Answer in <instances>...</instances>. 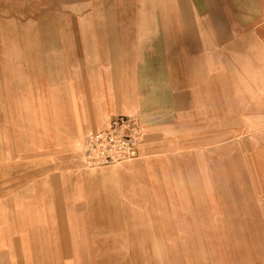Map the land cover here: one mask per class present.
I'll return each mask as SVG.
<instances>
[{
    "label": "crops",
    "instance_id": "1",
    "mask_svg": "<svg viewBox=\"0 0 264 264\" xmlns=\"http://www.w3.org/2000/svg\"><path fill=\"white\" fill-rule=\"evenodd\" d=\"M117 117L137 157L87 167ZM205 230L264 264V0H0V264H137Z\"/></svg>",
    "mask_w": 264,
    "mask_h": 264
},
{
    "label": "rangeland",
    "instance_id": "2",
    "mask_svg": "<svg viewBox=\"0 0 264 264\" xmlns=\"http://www.w3.org/2000/svg\"><path fill=\"white\" fill-rule=\"evenodd\" d=\"M156 241V246L140 248L137 264H230L241 249L229 231L158 232Z\"/></svg>",
    "mask_w": 264,
    "mask_h": 264
},
{
    "label": "built area",
    "instance_id": "3",
    "mask_svg": "<svg viewBox=\"0 0 264 264\" xmlns=\"http://www.w3.org/2000/svg\"><path fill=\"white\" fill-rule=\"evenodd\" d=\"M143 140L144 134L132 118H113L105 129L85 138L81 147L84 164L97 168L134 159Z\"/></svg>",
    "mask_w": 264,
    "mask_h": 264
},
{
    "label": "bare ground",
    "instance_id": "4",
    "mask_svg": "<svg viewBox=\"0 0 264 264\" xmlns=\"http://www.w3.org/2000/svg\"><path fill=\"white\" fill-rule=\"evenodd\" d=\"M206 191V190H205Z\"/></svg>",
    "mask_w": 264,
    "mask_h": 264
}]
</instances>
